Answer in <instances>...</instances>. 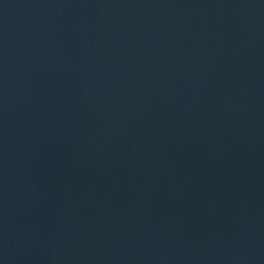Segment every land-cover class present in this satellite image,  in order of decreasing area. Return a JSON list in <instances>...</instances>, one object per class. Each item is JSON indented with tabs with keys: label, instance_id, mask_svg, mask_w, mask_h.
<instances>
[{
	"label": "water",
	"instance_id": "1",
	"mask_svg": "<svg viewBox=\"0 0 264 264\" xmlns=\"http://www.w3.org/2000/svg\"><path fill=\"white\" fill-rule=\"evenodd\" d=\"M0 264H264V0H0Z\"/></svg>",
	"mask_w": 264,
	"mask_h": 264
}]
</instances>
